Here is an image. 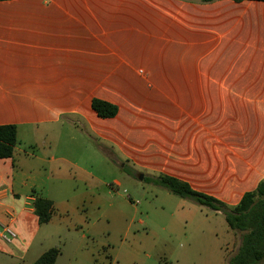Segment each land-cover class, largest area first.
Wrapping results in <instances>:
<instances>
[{
	"label": "crops",
	"instance_id": "obj_1",
	"mask_svg": "<svg viewBox=\"0 0 264 264\" xmlns=\"http://www.w3.org/2000/svg\"><path fill=\"white\" fill-rule=\"evenodd\" d=\"M3 125L17 145L0 159V226L15 234L0 238V264H36L34 200L55 211L50 178L86 182L95 163L235 206L264 180V2L0 1Z\"/></svg>",
	"mask_w": 264,
	"mask_h": 264
},
{
	"label": "rangeland",
	"instance_id": "obj_2",
	"mask_svg": "<svg viewBox=\"0 0 264 264\" xmlns=\"http://www.w3.org/2000/svg\"><path fill=\"white\" fill-rule=\"evenodd\" d=\"M95 164L86 182L56 188L49 180L55 211L35 246L58 248L55 264H228L236 254L242 233L222 215L130 176L117 161L107 174Z\"/></svg>",
	"mask_w": 264,
	"mask_h": 264
},
{
	"label": "trees",
	"instance_id": "obj_3",
	"mask_svg": "<svg viewBox=\"0 0 264 264\" xmlns=\"http://www.w3.org/2000/svg\"><path fill=\"white\" fill-rule=\"evenodd\" d=\"M199 1L205 3L214 0ZM251 1L264 2V0ZM91 108L102 119L113 118L117 114L115 105L99 99L91 101ZM94 143L97 147L100 146L95 141ZM16 145V126H0V159L11 158ZM124 171L134 176L128 170ZM143 181L161 187L177 197L189 199L201 207L221 213L229 230L242 233L240 246L228 264H262L264 262V180L253 191L245 193L235 206H227L213 197L194 191L187 183L166 175L144 176ZM33 208L40 225L50 221L54 211L50 200L37 198L34 200ZM59 253L58 248H50L39 257L36 264H54Z\"/></svg>",
	"mask_w": 264,
	"mask_h": 264
},
{
	"label": "built area",
	"instance_id": "obj_4",
	"mask_svg": "<svg viewBox=\"0 0 264 264\" xmlns=\"http://www.w3.org/2000/svg\"><path fill=\"white\" fill-rule=\"evenodd\" d=\"M15 234L8 226H0V238L5 242H10L14 239Z\"/></svg>",
	"mask_w": 264,
	"mask_h": 264
},
{
	"label": "water",
	"instance_id": "obj_5",
	"mask_svg": "<svg viewBox=\"0 0 264 264\" xmlns=\"http://www.w3.org/2000/svg\"><path fill=\"white\" fill-rule=\"evenodd\" d=\"M143 178L142 174H139L138 179L141 181Z\"/></svg>",
	"mask_w": 264,
	"mask_h": 264
}]
</instances>
